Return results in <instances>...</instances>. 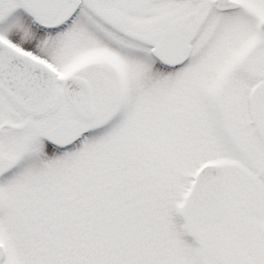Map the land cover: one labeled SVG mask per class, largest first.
I'll return each instance as SVG.
<instances>
[{
	"label": "snow or ice",
	"instance_id": "6c2138e0",
	"mask_svg": "<svg viewBox=\"0 0 264 264\" xmlns=\"http://www.w3.org/2000/svg\"><path fill=\"white\" fill-rule=\"evenodd\" d=\"M0 264H264V0H0Z\"/></svg>",
	"mask_w": 264,
	"mask_h": 264
}]
</instances>
